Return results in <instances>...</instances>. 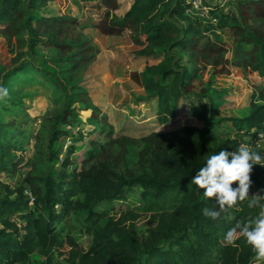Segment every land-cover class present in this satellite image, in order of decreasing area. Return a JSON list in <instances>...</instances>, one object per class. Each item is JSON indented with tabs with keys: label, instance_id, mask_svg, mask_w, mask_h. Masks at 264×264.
Here are the masks:
<instances>
[{
	"label": "trees",
	"instance_id": "trees-1",
	"mask_svg": "<svg viewBox=\"0 0 264 264\" xmlns=\"http://www.w3.org/2000/svg\"><path fill=\"white\" fill-rule=\"evenodd\" d=\"M24 1L29 8L38 10L58 0ZM71 1L78 10L84 4H103L111 12L104 15L107 24L97 25L99 31L103 33L107 28L114 35L129 33L137 56L146 57L157 49L188 55L192 69L181 67L172 56H166L155 64H146L132 78L154 97L160 124L173 113L172 103L193 94L190 89L195 82L207 83L209 88L197 95L198 101L191 100L188 108L189 115L204 122L205 127L182 126L170 133L152 134L146 140L114 139L112 131L105 128V116L87 104L86 110L95 122L105 119L99 138L95 134L100 131L88 134L90 150L76 157L70 170L68 153L56 176L24 173L22 185L35 198L36 212L28 211L29 200L22 187L11 191L2 186L5 194L0 195V264H251L255 253L246 240L241 238L236 246H230L225 244L224 235L236 220L247 221L260 209L249 208L245 201L231 209L235 217L231 223L212 220L203 214V209L216 208V201L205 198L203 190L190 181L209 156L220 150L235 151L246 137L253 136L254 129L264 125V0H236L234 10L227 12L214 6L210 12L216 19L213 23L190 16L185 0H133L121 18L114 14L121 8V0ZM162 3L172 4L164 19L157 16ZM61 12L40 18L32 26L23 0H0V36L19 38L25 28L29 50H36L37 44L53 49L55 56L50 61L66 62L62 55L78 48L67 65V71L76 74L86 60L80 54L82 42L75 33L95 25ZM175 20L186 25L179 26ZM231 59L236 68L233 70L245 68L248 77L244 76L257 83L258 88H252L245 117L214 120L210 103L204 102L208 92L224 96L240 93L233 79L225 74ZM117 60L109 72L115 96L124 99L115 103L119 105L129 99V94L122 90L116 76L126 72L124 75L130 77L131 65L127 57ZM217 81H225V87L214 88L212 83ZM71 117L68 108L57 119L64 123ZM223 121L231 122L234 137H227L217 127ZM67 135L55 129L51 142ZM2 143L0 171L14 176L21 171V165L31 166L29 158L14 156L23 152L16 140L5 139ZM5 149L10 154H5ZM258 151L264 155V151ZM251 179L258 184L263 182L264 167L254 165ZM13 193L15 196L11 197ZM123 201L134 203L133 209L120 212L117 218L106 217L103 211ZM147 215L146 235L138 236L136 222ZM72 224L84 225L91 236L88 249L61 231ZM32 254L39 255L43 262H31Z\"/></svg>",
	"mask_w": 264,
	"mask_h": 264
},
{
	"label": "rangeland",
	"instance_id": "rangeland-1",
	"mask_svg": "<svg viewBox=\"0 0 264 264\" xmlns=\"http://www.w3.org/2000/svg\"><path fill=\"white\" fill-rule=\"evenodd\" d=\"M235 1L228 0L227 3L225 1L220 7L218 5L220 0H217L215 7L220 9L219 11L225 10V12L234 10ZM132 3L133 0H121V8L114 14L119 18L123 17ZM171 5L162 3L158 8L157 16L166 18ZM80 7L78 10L71 0H58L56 3L48 2L43 8L37 10L29 8L26 1L23 0V8L27 16H31L32 26L40 18L61 15V10L77 16L82 22L94 23L95 27L80 28L75 33L82 42L80 49L82 53L80 54L86 60V64L81 66L76 74L67 71V65L70 56L78 52V48L62 55L65 56L66 62L58 61V59L50 61L55 56L53 49L42 48L41 44H37L36 50H29L26 45L29 35L24 27V35L19 38L0 36V85L9 90V96L0 100V121L2 124L0 146L5 139L9 141L14 139L23 149V152H16L14 156L29 158L32 161L29 167L21 165V171L14 176L8 171H0V195L5 194L2 186H7L11 191L22 187L24 195L27 196L26 193H30V191L27 186L22 185L25 172L34 175L56 176L62 170V163L68 153L70 162L67 170H70L72 168L70 164L76 161V157L78 158L82 153L90 150L88 134L93 131H100L95 136L101 134L99 128L101 125L104 126L103 120L105 119L102 117L99 118L98 123L95 122L90 117L91 113L86 110L87 104L97 107L103 114L102 116H105L107 123L105 128L112 131L114 139L128 137L146 140L152 134L170 133L182 126H193L199 129L205 127L204 122H198L189 115L188 108L191 100L198 101L197 95L209 88L207 83L204 81L195 82L193 88L190 89L193 94L179 99L175 105L172 103L173 113L168 116L166 122L160 124L156 119L154 97L145 92L132 78L133 74L141 72L146 64L157 63L166 56H172L179 66L192 69L188 55L178 51L168 53L157 49L146 57L137 56L133 53L134 47L131 39L129 40V33L114 35V31H109L107 28L103 33L99 31L97 25L107 24V18L106 16L104 18V15L111 12L110 10L105 9V6L98 2L84 4ZM175 22L179 26L186 25L184 21L175 20ZM262 27L264 29V23ZM223 41L228 42L227 39ZM68 43L76 44L73 41H68ZM118 57H127L131 65L130 77L125 76L126 72L125 75L117 73L116 76V80L122 85V90L128 91L129 94V99L119 105L115 103H121L124 99L115 96L113 76L109 72L110 66L114 64L113 61ZM230 61L228 70L225 69V74L226 77L233 79V84L239 88L240 93L233 97H227L214 91L208 92L204 102L210 103L214 120L245 117L249 112L252 88H258L257 83H252L251 79L246 78L248 76L245 68L242 67L241 70L238 69L235 72L236 68L231 65L233 60ZM116 62L115 64H117ZM225 83V81H217L212 84H214V88H223ZM68 108L72 111L73 117L68 122L59 123L57 116ZM217 127L226 133L227 137L235 136V130L230 121H223ZM55 129L67 132V137L51 142ZM97 137L99 138V136ZM245 140V144L255 147L256 150H261L255 145L253 136L249 135ZM2 149H0V155L3 154L4 150ZM6 150L5 154H10ZM252 182L250 194L259 193L264 196V181L260 184L253 180ZM236 186H238V182H234L233 187ZM14 196L13 193L11 197ZM133 204L124 201L116 202L112 209L105 210L103 213L106 214V217L117 218L120 212L133 209ZM28 211L36 212L35 201L32 204L28 203ZM148 220L147 215L136 222L138 236L146 235ZM61 231L63 234L74 236L84 250L88 249L91 244V236L82 224L65 225ZM29 259L33 263L43 262V258L37 254L30 255ZM254 261L255 257L251 264H254Z\"/></svg>",
	"mask_w": 264,
	"mask_h": 264
},
{
	"label": "clouds",
	"instance_id": "clouds-1",
	"mask_svg": "<svg viewBox=\"0 0 264 264\" xmlns=\"http://www.w3.org/2000/svg\"><path fill=\"white\" fill-rule=\"evenodd\" d=\"M8 96V88L0 85V100ZM259 141H264V133H259ZM254 165L264 167V155L249 144L241 143L235 151L220 150L209 156L190 183L203 190L205 198L216 201V208L203 209V214L212 220L223 219L231 223L235 220L231 209L245 201L249 208L260 209L247 221L236 220L225 233L224 242L236 246L237 240L245 239L255 253L254 264H264V196L259 193L250 195ZM234 182H238V186L233 187Z\"/></svg>",
	"mask_w": 264,
	"mask_h": 264
},
{
	"label": "built area",
	"instance_id": "built-area-1",
	"mask_svg": "<svg viewBox=\"0 0 264 264\" xmlns=\"http://www.w3.org/2000/svg\"><path fill=\"white\" fill-rule=\"evenodd\" d=\"M185 2L189 5L187 13L190 16H196L203 22L210 21L211 23H213L216 21L214 16L210 13L215 6L212 2H209L208 0H185ZM259 133H264V125L258 129H254L252 132L253 139L256 143L255 145H257L258 149L264 150V141H259ZM26 194L28 196L29 204H32L34 198L30 193Z\"/></svg>",
	"mask_w": 264,
	"mask_h": 264
},
{
	"label": "crops",
	"instance_id": "crops-1",
	"mask_svg": "<svg viewBox=\"0 0 264 264\" xmlns=\"http://www.w3.org/2000/svg\"><path fill=\"white\" fill-rule=\"evenodd\" d=\"M209 2H212L213 3V5H215V3L217 2V0H208ZM226 1V3L228 2V0H220V3L218 4L220 7L223 5V3ZM230 1V0H229ZM230 3V2H229ZM228 3V4H229ZM118 11V10H117ZM116 11V12H117ZM153 64H155V63H153ZM109 73V72H108ZM252 93V92H251ZM233 96H235V95H231V96H227V97H233Z\"/></svg>",
	"mask_w": 264,
	"mask_h": 264
}]
</instances>
